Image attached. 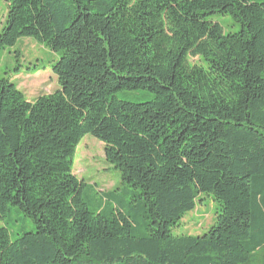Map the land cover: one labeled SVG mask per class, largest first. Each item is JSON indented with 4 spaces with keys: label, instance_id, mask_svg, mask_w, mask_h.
Here are the masks:
<instances>
[{
    "label": "trees",
    "instance_id": "16d2710c",
    "mask_svg": "<svg viewBox=\"0 0 264 264\" xmlns=\"http://www.w3.org/2000/svg\"><path fill=\"white\" fill-rule=\"evenodd\" d=\"M6 2L0 51L57 53L60 89L28 102L0 78V219L16 207L34 224L13 241L0 228V264H264V1ZM134 90L153 98L116 97ZM86 135L135 191L108 193L109 216L72 173ZM201 193L213 225L173 236Z\"/></svg>",
    "mask_w": 264,
    "mask_h": 264
},
{
    "label": "rangeland",
    "instance_id": "374dc122",
    "mask_svg": "<svg viewBox=\"0 0 264 264\" xmlns=\"http://www.w3.org/2000/svg\"><path fill=\"white\" fill-rule=\"evenodd\" d=\"M262 2L264 0H251ZM7 10L6 0H0V30ZM218 23L224 33H235L240 24L230 16L216 14L207 18ZM59 55L38 44L31 38H20L12 47L0 51V78L7 77L23 93L28 102L39 96L48 95L60 89L52 65ZM197 63L196 58L190 59ZM116 97L122 101L143 103L151 100L153 94L144 90L120 91ZM72 173L84 181L82 198L88 209L94 213L109 216L116 207L108 193H118L125 203L131 201L135 191L122 182L121 173L108 164L104 155V144L91 135H86L78 144L72 158ZM117 191V192H116ZM218 204L211 196L199 194L195 207L187 212L172 229L173 236H201L215 220ZM0 228L7 229L13 241L19 235L34 231L33 222L16 207H11L8 214L0 219Z\"/></svg>",
    "mask_w": 264,
    "mask_h": 264
}]
</instances>
